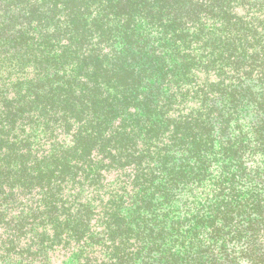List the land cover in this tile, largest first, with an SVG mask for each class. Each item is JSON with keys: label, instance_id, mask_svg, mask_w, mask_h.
Masks as SVG:
<instances>
[{"label": "trees", "instance_id": "trees-1", "mask_svg": "<svg viewBox=\"0 0 264 264\" xmlns=\"http://www.w3.org/2000/svg\"><path fill=\"white\" fill-rule=\"evenodd\" d=\"M0 264H264V0H0Z\"/></svg>", "mask_w": 264, "mask_h": 264}]
</instances>
